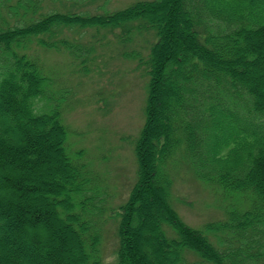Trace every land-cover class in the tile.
I'll list each match as a JSON object with an SVG mask.
<instances>
[{
  "label": "trees",
  "instance_id": "obj_1",
  "mask_svg": "<svg viewBox=\"0 0 264 264\" xmlns=\"http://www.w3.org/2000/svg\"><path fill=\"white\" fill-rule=\"evenodd\" d=\"M128 5L93 14L0 0V264H102L90 171L67 155L62 95L27 53L68 47L88 64L62 36L73 28L101 31L93 48L109 43L105 30L121 29L125 45L132 30L155 36L145 59L123 53L144 66L147 97L137 179L111 209L116 264H264V0ZM186 169L221 192L223 219L193 228L180 218L172 178Z\"/></svg>",
  "mask_w": 264,
  "mask_h": 264
},
{
  "label": "rangeland",
  "instance_id": "obj_2",
  "mask_svg": "<svg viewBox=\"0 0 264 264\" xmlns=\"http://www.w3.org/2000/svg\"><path fill=\"white\" fill-rule=\"evenodd\" d=\"M135 1L41 0L43 11L57 7L61 11L93 14L109 13ZM105 32V41L109 43L96 45V48L90 47L89 40L102 34L101 31L97 33L90 28L84 35L82 30L73 28L63 32V37L80 46L75 52L80 56L86 54L88 64L81 65L73 59L76 56L68 47L65 50L61 47L45 49L32 45L33 49L31 47L27 53L39 58L55 84L53 91L50 87L48 92L54 94L56 90L62 95L60 118L67 128L66 153L73 163H84L85 172L90 171L87 195L91 199L87 209L91 210L90 215L98 224L99 253L96 255L102 264H116L118 221L111 217V209L125 202L137 179L134 142L146 120L147 97L144 66L123 57V53L134 50L145 59L155 36L152 31L132 30L129 34L132 41L125 45L120 44L115 35L121 34V29H116L114 35ZM7 118L13 126L15 119L8 114ZM32 130L34 134L39 132V129ZM178 173L172 178L171 203L185 224L201 228L207 222L223 219L225 200L221 192L214 185L195 179L188 170ZM149 202L155 205L151 193ZM103 207L110 209L104 220L101 217ZM153 215H156L155 211Z\"/></svg>",
  "mask_w": 264,
  "mask_h": 264
}]
</instances>
